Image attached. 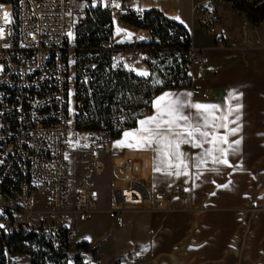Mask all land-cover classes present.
I'll return each instance as SVG.
<instances>
[{
    "label": "crops",
    "instance_id": "1",
    "mask_svg": "<svg viewBox=\"0 0 264 264\" xmlns=\"http://www.w3.org/2000/svg\"><path fill=\"white\" fill-rule=\"evenodd\" d=\"M81 2L77 7L84 5ZM168 2L129 0V5L134 9L158 8L182 23L191 35V45L203 49L206 61L188 71L191 86L162 89L152 97L149 112L110 138L106 150L100 151L96 171L90 169L91 152L87 144L76 149L79 171L76 178L88 175L102 198L97 202L94 198L88 219L73 222L69 239L76 235L74 244L85 240L97 245L92 257L97 260L105 234L122 238L124 243L119 250L110 253L109 264H264V23L244 26L245 18L224 0ZM205 6L218 11L222 17L218 29L231 34L236 46L215 45V35L204 27ZM116 24L120 25L113 26L115 35ZM124 24L128 27L120 26L136 30ZM146 32L149 39L150 33ZM256 37L260 40L258 44L254 43ZM203 92L207 95L203 96ZM165 93L187 105H218L220 110L216 115L227 114L229 109L239 106L238 111L228 116L229 121H234L228 123V128L238 131L228 135V144L219 145L227 149L228 165L213 163L212 157L205 155L206 150L213 147L208 143L200 148L181 145L187 164L181 169L167 168L164 158L154 151L157 145L128 146L136 141L126 139L123 133L135 132L140 127L139 120L153 116L156 113L153 103ZM182 111L186 115L196 113L191 107ZM216 131L223 135L225 129ZM121 141L123 144L119 143ZM112 158L116 160V172L120 161H131L132 172L124 174L126 178L109 181V172H99V169L101 161L107 165ZM201 160L204 163H200ZM172 162L179 161L173 158ZM157 167L161 170L155 171ZM177 171L182 174L175 175ZM147 175L151 176L150 183L145 180ZM114 181L123 187L142 184L150 188L152 185L162 190L166 199L144 210H131L127 206L128 210L122 212L121 226L113 221L99 229L97 217L112 208L106 196L118 203L111 187ZM176 183L183 188L179 194L173 191ZM225 184L228 186L223 187Z\"/></svg>",
    "mask_w": 264,
    "mask_h": 264
},
{
    "label": "built area",
    "instance_id": "2",
    "mask_svg": "<svg viewBox=\"0 0 264 264\" xmlns=\"http://www.w3.org/2000/svg\"><path fill=\"white\" fill-rule=\"evenodd\" d=\"M90 2L109 12L112 26H127L121 17L132 9L129 0ZM0 3L13 7L11 23H4L3 13L0 16V239L7 224L26 222L40 226L56 241L75 220L89 218L95 198L88 175L76 179L70 175L65 158L69 132L89 133L90 169L96 171L100 151L133 120L128 103L117 92L105 95L100 81L113 73L132 79L146 76L140 73H147L144 69L154 60V47L147 36L126 39L112 34L83 52L75 31L85 22V4L70 10L68 0ZM202 18L206 31L215 35L216 46H236L231 34L218 29L222 17L217 10L205 6ZM248 23L245 19L242 24ZM259 42L254 38L255 44ZM189 47L192 55L180 75L206 61L202 48ZM149 110L144 107L143 114ZM132 170L131 161L117 165L119 175ZM145 180L150 183L151 176ZM111 187L120 207L106 211L117 226L123 224L127 206L144 210L166 199L152 185L123 187L114 181ZM182 189L178 183L173 185L177 194ZM32 193L40 194L42 208L31 207Z\"/></svg>",
    "mask_w": 264,
    "mask_h": 264
},
{
    "label": "trees",
    "instance_id": "3",
    "mask_svg": "<svg viewBox=\"0 0 264 264\" xmlns=\"http://www.w3.org/2000/svg\"><path fill=\"white\" fill-rule=\"evenodd\" d=\"M8 1V0H0ZM242 15L252 26L264 23V0H224ZM86 19L76 28V43L86 49L96 46L112 35V20L108 11L86 0ZM122 22L135 28L146 29L150 33L148 44L153 46L154 60L149 63L146 76L128 78L120 73L103 77L100 81L105 95L117 92L136 118L143 115V108L149 107L152 97L164 88L189 87L191 77L188 72L180 75L181 68L190 60L191 35L186 27L166 16L158 8L134 9L121 17ZM81 52L82 54H84ZM70 231L54 241L38 225L30 227L26 222L7 224L0 239V264H7L10 254H27L30 264H88L97 251V245L82 240L70 245Z\"/></svg>",
    "mask_w": 264,
    "mask_h": 264
},
{
    "label": "snow or ice",
    "instance_id": "4",
    "mask_svg": "<svg viewBox=\"0 0 264 264\" xmlns=\"http://www.w3.org/2000/svg\"><path fill=\"white\" fill-rule=\"evenodd\" d=\"M9 17L10 13L4 11L5 24L11 23ZM120 31L122 30L117 29L118 33ZM140 75H147V73L142 72ZM153 106L156 108V113L153 116L139 120L140 127L135 132L126 131L123 133L126 139L132 138L136 141L135 144L128 146L151 147L157 145L154 151L164 158L163 162L166 163L167 168L181 169L182 166L187 167L181 145L190 144L193 148H200L204 143H208L213 147L207 149L205 155L212 157L213 163L228 165L227 149L221 148L219 145L221 143L228 144V135L238 131L237 128H228V123H234V121L228 120V116L232 111H238L239 106L236 109H229L227 114L216 115V112L220 110L218 105L199 103L187 105L179 99L170 98L168 93L158 97ZM185 107L196 109V113L194 115L184 114L182 109ZM220 128L225 129L223 135L216 131ZM119 143L123 144V141ZM235 143L239 144V141H235ZM214 152H218L220 155H213ZM173 158L179 162L174 164ZM200 163H204V161L201 160ZM160 170L159 167L155 168V171ZM168 174L172 175L173 173L168 172ZM181 174V171L175 173V175ZM183 174L186 175L187 173ZM227 186L226 184L223 185V187Z\"/></svg>",
    "mask_w": 264,
    "mask_h": 264
},
{
    "label": "rangeland",
    "instance_id": "5",
    "mask_svg": "<svg viewBox=\"0 0 264 264\" xmlns=\"http://www.w3.org/2000/svg\"><path fill=\"white\" fill-rule=\"evenodd\" d=\"M151 1H158V0H151ZM172 3V0H168ZM86 3V1H84ZM168 2V3H169ZM69 8L72 10L74 7L80 6L82 4L81 0H68ZM84 3V4H85ZM3 11H8L10 13L9 19H11L13 15V7L11 4L8 3H0V16L3 13ZM128 27V26H126ZM71 34H74L73 32ZM143 34V33H141ZM145 72L147 74L150 71V67H145ZM89 133L85 130H77V131H70L69 132V149L65 153V158L69 164L70 169V175L73 179L76 178L79 171L76 169L78 164L75 162L77 159L76 156V149H81V147L84 144H87L89 141ZM81 166V164L79 163ZM109 172L110 179L109 181H113L115 178H126V175H119L116 172V160L112 158L109 162V164H104V161L100 163V169L99 172ZM93 191L95 193L96 201L97 202L100 198H102V194L96 190V185L93 183ZM109 198V199H108ZM106 199H108V202L111 204L112 208H118L120 207V204L115 202V199L110 196H106ZM31 207L33 208H42L43 202L41 200V196L38 193H32L31 195ZM97 228L101 229V227H107L108 225L113 222V219L109 217L107 213H101L97 217ZM76 239V235H73L70 238L71 245H74L73 241ZM124 241L122 238L110 234L102 238V241L100 242L99 252L96 256L98 259H91L88 264H109L111 255L110 253L113 251H117L121 248ZM7 264H30V258L27 254L17 253V254H10L8 255ZM68 264H74L73 260H69Z\"/></svg>",
    "mask_w": 264,
    "mask_h": 264
},
{
    "label": "bare ground",
    "instance_id": "6",
    "mask_svg": "<svg viewBox=\"0 0 264 264\" xmlns=\"http://www.w3.org/2000/svg\"><path fill=\"white\" fill-rule=\"evenodd\" d=\"M117 29H120L122 31H120L119 33L117 32ZM116 32L117 34L119 35H122L123 37H125L126 39H130L132 37H143V36H147V32L146 31H142V30H131V29H128V28H124L120 25H117L116 24ZM143 33V34H141Z\"/></svg>",
    "mask_w": 264,
    "mask_h": 264
}]
</instances>
